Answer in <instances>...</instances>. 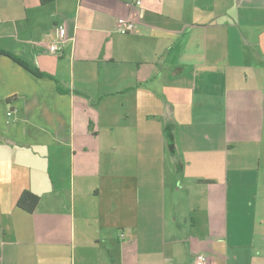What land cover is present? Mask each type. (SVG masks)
Wrapping results in <instances>:
<instances>
[{
    "label": "crops",
    "instance_id": "crops-1",
    "mask_svg": "<svg viewBox=\"0 0 264 264\" xmlns=\"http://www.w3.org/2000/svg\"><path fill=\"white\" fill-rule=\"evenodd\" d=\"M199 254L264 264V0H0V264Z\"/></svg>",
    "mask_w": 264,
    "mask_h": 264
},
{
    "label": "built area",
    "instance_id": "built-area-1",
    "mask_svg": "<svg viewBox=\"0 0 264 264\" xmlns=\"http://www.w3.org/2000/svg\"><path fill=\"white\" fill-rule=\"evenodd\" d=\"M141 2L138 1L137 4L139 5ZM116 32L121 35H128L136 30V24L132 19L121 17L117 20L116 23ZM57 38L53 41L51 46L49 47V52L54 55H62L64 52V46L70 40L68 37L67 31L65 26H57L56 28ZM72 40V39H71ZM12 113H9V116ZM196 264H213L210 260L203 254H199L196 256Z\"/></svg>",
    "mask_w": 264,
    "mask_h": 264
},
{
    "label": "trees",
    "instance_id": "trees-1",
    "mask_svg": "<svg viewBox=\"0 0 264 264\" xmlns=\"http://www.w3.org/2000/svg\"><path fill=\"white\" fill-rule=\"evenodd\" d=\"M53 1L54 0H40V2L43 5L48 4V3H51ZM12 58L14 60H17L14 57H12ZM26 67H28V66H26ZM29 69H31V68H29ZM34 72L36 73V71H34ZM38 73L39 72H37V75H40ZM40 201H41V198L38 195H36V194H34L32 192H29V191H24L22 193V195L20 196L18 202H17V206L19 208H21L22 210L28 212V213H34L37 210V208H38V206L40 204Z\"/></svg>",
    "mask_w": 264,
    "mask_h": 264
},
{
    "label": "rangeland",
    "instance_id": "rangeland-1",
    "mask_svg": "<svg viewBox=\"0 0 264 264\" xmlns=\"http://www.w3.org/2000/svg\"><path fill=\"white\" fill-rule=\"evenodd\" d=\"M171 149H173V148H171ZM169 149H167V151H168Z\"/></svg>",
    "mask_w": 264,
    "mask_h": 264
}]
</instances>
